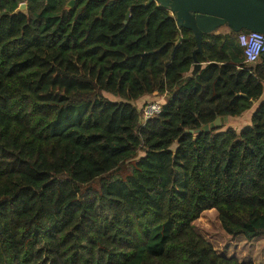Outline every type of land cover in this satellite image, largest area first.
Instances as JSON below:
<instances>
[{
	"label": "trees",
	"instance_id": "16d2710c",
	"mask_svg": "<svg viewBox=\"0 0 264 264\" xmlns=\"http://www.w3.org/2000/svg\"><path fill=\"white\" fill-rule=\"evenodd\" d=\"M70 1L0 0L4 264H254L193 223L215 209L228 234L264 236V64L234 31L195 57L149 0ZM103 92L166 101L144 120ZM251 110L240 131H198Z\"/></svg>",
	"mask_w": 264,
	"mask_h": 264
},
{
	"label": "water",
	"instance_id": "95a60500",
	"mask_svg": "<svg viewBox=\"0 0 264 264\" xmlns=\"http://www.w3.org/2000/svg\"><path fill=\"white\" fill-rule=\"evenodd\" d=\"M72 0L68 7H73ZM157 3L175 16L177 25L194 33L197 49L194 56L203 50V34L212 33L217 27L229 24L232 31L244 29L264 33V0H149L148 5ZM17 12H27V3H21ZM129 17V13L127 15ZM182 37L177 41L180 44ZM159 49L158 51H160ZM228 117H218L213 123L198 131H210L224 125Z\"/></svg>",
	"mask_w": 264,
	"mask_h": 264
},
{
	"label": "rangeland",
	"instance_id": "374dc122",
	"mask_svg": "<svg viewBox=\"0 0 264 264\" xmlns=\"http://www.w3.org/2000/svg\"><path fill=\"white\" fill-rule=\"evenodd\" d=\"M194 70V67L189 71ZM104 97L114 103L129 102L143 109L145 104L152 101H159L164 103L166 100L164 96L159 95H144L137 101H129L128 99L116 95L112 92H103ZM253 110H251L252 113ZM250 122L249 113L240 119H229L223 126L234 127L240 131L244 126ZM175 149V147H174ZM144 153H140L142 156ZM194 229L197 233L202 235L209 241L216 251L228 258H237L241 262H253L254 264H264V236H260L252 241H249L243 235L233 236L228 234L222 227L217 210H206L202 213L201 217L194 221ZM0 264H4V258L0 249Z\"/></svg>",
	"mask_w": 264,
	"mask_h": 264
},
{
	"label": "built area",
	"instance_id": "2783aa9c",
	"mask_svg": "<svg viewBox=\"0 0 264 264\" xmlns=\"http://www.w3.org/2000/svg\"><path fill=\"white\" fill-rule=\"evenodd\" d=\"M239 41L245 50L246 64H264V33L253 31H241ZM162 110V103L155 101L146 104L143 108V119H149L159 114Z\"/></svg>",
	"mask_w": 264,
	"mask_h": 264
},
{
	"label": "crops",
	"instance_id": "0c3cea01",
	"mask_svg": "<svg viewBox=\"0 0 264 264\" xmlns=\"http://www.w3.org/2000/svg\"><path fill=\"white\" fill-rule=\"evenodd\" d=\"M232 31V27L231 25L229 24H224V25H221L219 27H217L213 32L215 34H228ZM196 71V68H194L193 71H191L189 74H193L194 72ZM163 100L165 98H162ZM152 102H155V101H152ZM159 102V101H158ZM165 103V102H164ZM146 105V104H145ZM144 108V107H143ZM142 109V108H141ZM248 114V113H247ZM250 115H251V112H249V119H250Z\"/></svg>",
	"mask_w": 264,
	"mask_h": 264
}]
</instances>
